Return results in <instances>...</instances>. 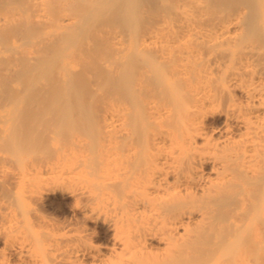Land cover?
I'll return each mask as SVG.
<instances>
[{"label": "bare ground", "instance_id": "6f19581e", "mask_svg": "<svg viewBox=\"0 0 264 264\" xmlns=\"http://www.w3.org/2000/svg\"><path fill=\"white\" fill-rule=\"evenodd\" d=\"M1 69L0 264H264V0H0Z\"/></svg>", "mask_w": 264, "mask_h": 264}, {"label": "rangeland", "instance_id": "374dc122", "mask_svg": "<svg viewBox=\"0 0 264 264\" xmlns=\"http://www.w3.org/2000/svg\"><path fill=\"white\" fill-rule=\"evenodd\" d=\"M2 71H4V70L1 69L0 72L2 73ZM56 193H58V195ZM45 197H47V198H43V200L45 202L42 201L43 206L41 205V208H42L44 214L48 218H51V219L56 220V221L58 220L63 224H67V222H69L71 219L70 212H69L68 207H67L71 203L70 198L66 197V196H62L59 192H54V193L52 192ZM78 215L80 216V214H78ZM90 225L91 226H89V227L95 228V225H93V224H90ZM91 228H89V229H91ZM92 231H94V229ZM104 231L105 230L102 226L96 225L94 233L97 232L99 234L96 233V234L92 235V238H93L95 243H106L107 242V238H106L107 233ZM96 235H98L99 237Z\"/></svg>", "mask_w": 264, "mask_h": 264}]
</instances>
